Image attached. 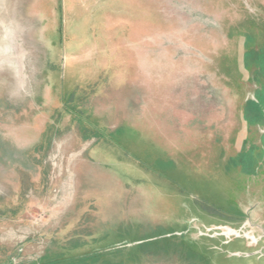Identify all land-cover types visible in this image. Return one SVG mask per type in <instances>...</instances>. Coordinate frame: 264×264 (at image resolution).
<instances>
[{
	"label": "rangeland",
	"instance_id": "1",
	"mask_svg": "<svg viewBox=\"0 0 264 264\" xmlns=\"http://www.w3.org/2000/svg\"><path fill=\"white\" fill-rule=\"evenodd\" d=\"M263 33L264 0H0V264H264Z\"/></svg>",
	"mask_w": 264,
	"mask_h": 264
},
{
	"label": "trees",
	"instance_id": "2",
	"mask_svg": "<svg viewBox=\"0 0 264 264\" xmlns=\"http://www.w3.org/2000/svg\"><path fill=\"white\" fill-rule=\"evenodd\" d=\"M252 39L253 41L254 40L256 41L259 38L254 37ZM262 46L263 48L258 49V51L254 55L253 54L251 55V52H249L246 55L245 60L249 64L253 61L254 67H256L255 74H258V76L263 75L262 77H264V33L262 37ZM166 242L167 239H165L164 237L157 238L148 242H143L142 247H145L146 249L147 247H152V246L157 247L158 245H167ZM78 243L74 242L68 248H65L61 251L47 253L45 256H43L40 260L36 262L24 263V264H109L106 261H102V258L105 256L97 252L91 254L79 255V256L71 255L72 251H75L78 248H80V245ZM187 254L190 257H194L196 259L199 258V255H196L192 252H188Z\"/></svg>",
	"mask_w": 264,
	"mask_h": 264
},
{
	"label": "flooded vegetation",
	"instance_id": "3",
	"mask_svg": "<svg viewBox=\"0 0 264 264\" xmlns=\"http://www.w3.org/2000/svg\"><path fill=\"white\" fill-rule=\"evenodd\" d=\"M228 230H232V229L229 228ZM235 233H236V230H235ZM237 234H238V233H236V235H237Z\"/></svg>",
	"mask_w": 264,
	"mask_h": 264
},
{
	"label": "bare ground",
	"instance_id": "4",
	"mask_svg": "<svg viewBox=\"0 0 264 264\" xmlns=\"http://www.w3.org/2000/svg\"><path fill=\"white\" fill-rule=\"evenodd\" d=\"M234 233V232H233Z\"/></svg>",
	"mask_w": 264,
	"mask_h": 264
}]
</instances>
